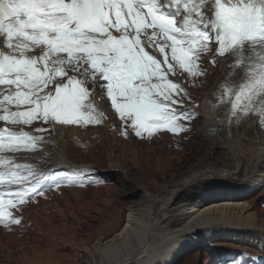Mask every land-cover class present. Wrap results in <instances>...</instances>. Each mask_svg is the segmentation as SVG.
I'll use <instances>...</instances> for the list:
<instances>
[{"label": "snow or ice", "instance_id": "snow-or-ice-1", "mask_svg": "<svg viewBox=\"0 0 264 264\" xmlns=\"http://www.w3.org/2000/svg\"><path fill=\"white\" fill-rule=\"evenodd\" d=\"M208 55L232 57L243 73L227 90L229 120L264 117V0H0V122L41 135L101 121L124 137L190 132L199 115L179 76L202 74ZM37 140L0 129V149ZM66 177L13 172L0 222L20 224L5 209L42 196L41 179L59 187Z\"/></svg>", "mask_w": 264, "mask_h": 264}, {"label": "rangeland", "instance_id": "rangeland-1", "mask_svg": "<svg viewBox=\"0 0 264 264\" xmlns=\"http://www.w3.org/2000/svg\"><path fill=\"white\" fill-rule=\"evenodd\" d=\"M199 69L203 70L202 74L196 77L189 73L180 77L184 88L191 93L185 100L190 107L191 100L194 102L197 108L192 109L196 110L199 119L194 120L195 126L190 132L181 133L176 140L179 143L171 142L172 138L167 135H160L152 142H143L124 140L107 127L89 131L88 138L84 139L86 146L73 144L68 155L75 163L97 168L105 176V181H101L97 188L66 189L53 201L31 206L26 213L29 223H32L24 234L0 229V264H88L93 258L87 249L119 232L130 206L144 201L145 195L167 197L171 183L179 181L194 168L215 162L209 156L211 144L203 115L204 95L220 74L219 60L215 63L208 55L207 59L202 58L199 62ZM260 136L264 138V129ZM64 141L68 147L72 139L66 136ZM216 161L225 163L226 154L221 153ZM259 175L262 182L245 197V202L257 214L260 224H264V208L259 203L264 197V171ZM156 211L158 222L167 226L170 232L183 227L191 216L168 211L161 204L156 206ZM214 245L241 251L257 246L227 238L202 241L195 248L190 247L172 264H213L212 256L218 253L217 248L214 247V254L205 252V248ZM199 246L202 247L197 249ZM235 256L238 261L239 256ZM95 258L100 259L99 256Z\"/></svg>", "mask_w": 264, "mask_h": 264}, {"label": "bare ground", "instance_id": "bare-ground-1", "mask_svg": "<svg viewBox=\"0 0 264 264\" xmlns=\"http://www.w3.org/2000/svg\"><path fill=\"white\" fill-rule=\"evenodd\" d=\"M247 54L251 55V50ZM218 60L220 74L204 95L203 115L211 144L209 156L215 162L194 168L171 183L167 197L145 195L144 201L130 206L120 231L111 238H101L92 249H87L93 258L88 264H172L190 247L222 238L264 246V224H260L257 214L245 202V196L262 182L259 172L264 171V138L260 133L264 129V117L257 112L244 121L229 120L230 105L225 102L229 99L227 90L244 83L243 73L233 68L232 57L226 55ZM14 126L9 125L8 129L13 132ZM21 126L17 127L21 129ZM20 131L24 130L17 132ZM55 133L54 138L43 145L35 143L13 149L14 157H9L11 151L8 150L5 159H17L19 165H24V176L40 169L41 173L45 169L50 173L52 169L43 168L42 163V166L32 165L33 154L41 153L38 159L48 155L59 162L71 163L68 153L74 143L71 141L67 147L64 138L87 139L90 134L76 129L69 131L65 127L56 128ZM223 152L226 161L220 164L216 159H220ZM43 182L46 184V180ZM158 204L168 211L191 214L189 221L170 232L158 222ZM96 256L100 257L99 261Z\"/></svg>", "mask_w": 264, "mask_h": 264}]
</instances>
